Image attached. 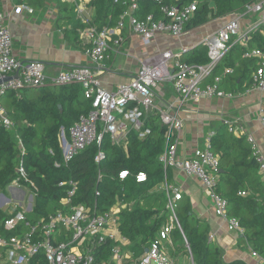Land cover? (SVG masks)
<instances>
[{
  "label": "trees",
  "instance_id": "1",
  "mask_svg": "<svg viewBox=\"0 0 264 264\" xmlns=\"http://www.w3.org/2000/svg\"><path fill=\"white\" fill-rule=\"evenodd\" d=\"M60 17L58 26L64 29L67 38L75 45L81 43V31L89 25L99 29L115 27L121 15L134 0H90L88 5L96 8V15L89 22L75 18V6L67 0H55ZM197 3V11L185 29L199 28L212 20L242 11L249 3L257 0H137L134 14L143 18L154 14L162 18L163 3L186 5ZM32 8H43L48 0H18ZM3 0H0V10ZM71 22V26L67 25ZM259 47L264 50V27L252 34L248 45H234L207 78L212 81L223 75L219 85L226 92L240 94L252 86V75L259 67L257 57H245L247 49ZM181 60L189 64L209 62L208 48L201 44L182 54ZM231 74H224L227 68ZM8 114L17 122L14 131L0 126V190H5L19 177L23 164L28 178L22 179L34 194L32 210L26 211V219L35 223L49 218L58 210H64L62 199L71 188L69 181L77 183L71 205H86L97 212L111 209L118 200L128 204L120 213L119 230L131 241V249L140 254L150 242L158 237L170 219L167 192L160 186L171 179L161 157L166 149L167 127L161 122L160 113L151 111L145 118L141 136L131 129L125 143L116 144L111 135L104 133L101 144L96 141L66 161L60 143V133L70 128L92 109V100L85 96L84 88L77 83L27 88L20 93L10 90L2 99ZM102 129L99 127V132ZM22 140V145L19 142ZM211 149L220 158V175L216 192L228 200V218H236L245 229L244 239L264 256V174L254 154L247 135H236L229 124L223 123L211 140ZM104 157L97 161L99 153ZM129 171L122 179L120 173ZM145 172L146 181L138 182L137 175ZM61 182H67L60 185ZM245 193V194H242ZM0 209V219L23 210ZM176 212L181 228L176 224L171 232L176 248L170 247L175 258L183 260L189 255L184 235L190 245L195 264H247L243 259L226 262L220 246L209 239L210 224L193 211L191 199L182 195L177 201ZM27 229L26 223L20 231ZM19 231V230H18ZM17 231V232H18ZM9 232V234H17ZM0 233H7L0 227ZM114 241L109 240L100 247L103 257L110 255ZM0 261L2 259L0 258ZM29 264H49L44 252H40Z\"/></svg>",
  "mask_w": 264,
  "mask_h": 264
},
{
  "label": "built area",
  "instance_id": "2",
  "mask_svg": "<svg viewBox=\"0 0 264 264\" xmlns=\"http://www.w3.org/2000/svg\"><path fill=\"white\" fill-rule=\"evenodd\" d=\"M67 1L74 4L79 19L85 22L91 20L84 5V2L90 0ZM155 1L160 2V0ZM138 7L137 0H134L121 15L115 27L99 29L89 25L81 31L85 54L89 61L97 66L96 68L77 66L53 77L46 74L43 63L23 62L15 56L13 35L6 25L4 12L0 10V77L13 76L14 78L0 83V126L10 131L17 128V122L10 117L2 101L8 91L14 90L20 93L27 88L80 84L84 88L85 96L92 100V109L87 115H82L70 128V136L66 135L64 129L60 133L64 158L69 161L94 141L101 144L104 133L110 134L116 144L125 143V145L131 129L139 131L142 137L145 136L150 133V130L142 129L145 118L151 111L157 110L160 113L161 122L167 127L166 149L161 157L165 170L172 167L199 178L210 193L216 214L224 218L230 229L237 231L243 238L244 227L236 218H228V200L216 192L220 175V158L211 149V140L216 131L212 130L208 133L205 147L198 148L192 157L179 159L178 148L184 120L178 114L159 108L156 104L155 90L162 83L170 84L181 97L182 103L198 102L206 97L236 96V93L226 92L219 87L223 81V75H217L212 81H208L207 78L234 45H248L252 34L264 27V0L249 3L242 11H236L218 19L221 20L220 26L208 33L205 39L196 45L203 44L208 48V63L183 62L182 54L191 49L183 44L177 51L166 49L152 52L140 61V68L130 82L118 85L114 91H108L101 84L100 70L105 67L111 48L110 43L121 44L123 41L122 33H120L123 29L129 27L146 43H151L159 34L181 39L187 34L185 27L197 11L198 5L196 1L183 6L163 3L162 18H156L154 14L139 18L134 14ZM23 10L32 11V8L23 3L17 7V11ZM244 56L257 57L260 61L258 69L252 75V86L246 91L257 89L264 93V50L259 47L247 49ZM232 72L233 68L229 67L224 74ZM259 117L264 125V108H261ZM225 123L229 124L230 131L236 135L248 136L264 174V153L255 138L247 133L243 122L240 119L233 121L227 119ZM99 127L102 129L101 132ZM19 142L23 147L20 138ZM103 157L104 154L100 152L97 161ZM18 173L19 177L9 186L11 189L20 190L19 187L24 185L22 179L34 185L28 178L23 164L19 167ZM128 175L129 171L123 170L120 178L124 179ZM147 179L148 175L145 172L137 175L138 182ZM66 183L61 182L60 185ZM69 184L71 188L67 196L62 199L65 209L58 210L49 218H43L33 224L26 219L27 210H21L4 220L0 219V227L2 226L7 232L0 233V258L2 259L0 264H29L40 252L45 253L49 264H177L170 247L175 248L171 237L172 230L176 224L181 228L176 212L177 201L183 195L180 188L165 184L167 207L171 211L170 219L162 227L158 237L140 254H136L130 248L131 241L119 230L120 213L128 204L118 200L110 210L105 212L94 211L82 204L71 205L77 183L71 180ZM17 194L21 195L20 192ZM5 200L9 201L3 195L0 196V201ZM16 207L19 205H14L12 210ZM22 223H26L27 229L20 231ZM9 232H17V234H9ZM184 238L190 253V262L195 264L185 235ZM209 239L213 240V236ZM109 240L114 241V245L110 255L102 258L103 253L100 247ZM244 241L251 250L252 257L259 264H264V256L252 249L246 239Z\"/></svg>",
  "mask_w": 264,
  "mask_h": 264
},
{
  "label": "crops",
  "instance_id": "3",
  "mask_svg": "<svg viewBox=\"0 0 264 264\" xmlns=\"http://www.w3.org/2000/svg\"><path fill=\"white\" fill-rule=\"evenodd\" d=\"M21 4L23 3H19L18 0H3L2 8L6 25L13 35V50L17 58L23 62L43 63L49 77L77 66L97 67L89 61L85 54V44L82 41L78 45L73 44L71 42L73 38L66 37L65 28L58 26L60 10L55 0H48L47 6L43 8L31 7L32 11L18 12L17 7ZM88 4L89 1L84 2L86 13L90 19H93L96 15V8ZM73 15L78 19L75 10ZM70 26L71 22L67 27ZM199 28L188 31L181 39L159 34L151 43L144 42L142 37L133 33L129 27L123 29L120 32L123 41L121 44L110 43L111 48L105 61V67L103 70L97 68L100 70L99 78L102 86L108 91H114L118 85L130 82L140 68V61L148 56L151 47L154 48L153 51L170 49L168 47L172 46L179 50L181 44L194 48L203 41L198 42L191 36V33ZM146 50L147 53H145ZM155 94L159 108L178 114L184 120L178 148L179 159L190 158L198 148L205 147L208 133L212 130L216 131L227 119L232 121L240 119L247 133L255 138L264 153V125L258 113V116L256 113L253 115L248 110V105L251 103L259 104L260 110L264 108L263 92L252 89L250 92L245 91L231 98L206 97L198 102L182 103L181 97L172 85L162 83L155 90ZM168 169L171 172V179H166L160 187L164 190L165 184L178 187L184 195L191 199L194 213L210 224L209 237L213 236L211 241L216 242L222 249L223 259L226 262L243 259L247 264H259L252 257L251 250H248L242 236L230 229L228 222L216 214L210 193L202 181L182 170L172 167ZM12 191L16 200L14 205L18 204L21 207L19 200L23 198V190L12 189ZM17 192L21 195L19 196ZM5 203H7L6 200L0 201V208ZM32 207L33 204L27 211L32 210ZM21 208L24 210L23 207ZM175 259L177 264H191L190 253L183 260Z\"/></svg>",
  "mask_w": 264,
  "mask_h": 264
},
{
  "label": "rangeland",
  "instance_id": "4",
  "mask_svg": "<svg viewBox=\"0 0 264 264\" xmlns=\"http://www.w3.org/2000/svg\"><path fill=\"white\" fill-rule=\"evenodd\" d=\"M220 24H221V20H218V19L217 20H212V21L208 22L207 24L203 25L201 28L193 31L191 33V36L196 38L197 41L200 42L201 40L205 39V37L207 36L208 32H213L214 30H216L220 26ZM147 47H148V45H147ZM168 48L177 51V49L174 48V46L168 47ZM153 50H154V48L151 47V50L148 53V55L150 53H152V52H156L157 51V49L155 51H153ZM164 50L165 49H162V51H164ZM147 52L148 51L146 50L145 53H147ZM248 107H249L248 110H249V112L251 114H253V115H255V113L259 114V110H260L259 104H254L253 105L251 103V104L248 105ZM258 114H257V116H258ZM259 119L261 121L260 117H259ZM19 188L23 190V198L21 200H19V202L21 204V207H23L24 210H28L30 208L31 204H33L34 194H33L32 190L30 189V187L27 186V185H21ZM2 195L6 199H9L10 202L5 203L3 206H1L0 209L9 210L12 207V205H14L16 203V200L14 198L13 191H12L11 187L6 188L5 190H0V196H2ZM248 250H249V248H248ZM248 250H246V251L248 252Z\"/></svg>",
  "mask_w": 264,
  "mask_h": 264
},
{
  "label": "water",
  "instance_id": "5",
  "mask_svg": "<svg viewBox=\"0 0 264 264\" xmlns=\"http://www.w3.org/2000/svg\"><path fill=\"white\" fill-rule=\"evenodd\" d=\"M11 79H14L13 76H6L4 78L0 77V83H2L3 81L11 80ZM220 172H221V170H220Z\"/></svg>",
  "mask_w": 264,
  "mask_h": 264
}]
</instances>
